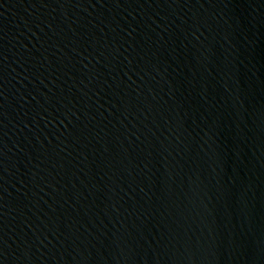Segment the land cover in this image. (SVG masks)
I'll return each mask as SVG.
<instances>
[{
  "label": "water",
  "instance_id": "obj_1",
  "mask_svg": "<svg viewBox=\"0 0 264 264\" xmlns=\"http://www.w3.org/2000/svg\"><path fill=\"white\" fill-rule=\"evenodd\" d=\"M0 264H264V0H0Z\"/></svg>",
  "mask_w": 264,
  "mask_h": 264
}]
</instances>
